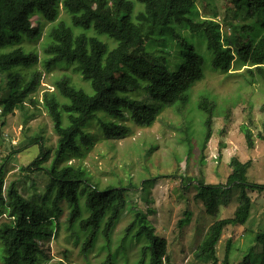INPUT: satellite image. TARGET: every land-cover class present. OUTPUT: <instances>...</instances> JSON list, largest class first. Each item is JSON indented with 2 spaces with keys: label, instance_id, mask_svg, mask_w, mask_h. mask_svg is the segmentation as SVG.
<instances>
[{
  "label": "trees",
  "instance_id": "1",
  "mask_svg": "<svg viewBox=\"0 0 264 264\" xmlns=\"http://www.w3.org/2000/svg\"><path fill=\"white\" fill-rule=\"evenodd\" d=\"M230 2L233 8H246L245 19H257L263 28L257 40L232 45L222 36L218 21L195 22L190 15L196 10V0H92L91 3L86 0H0V50L9 48L0 52V94L4 75L9 88L8 93L0 96L4 118L15 110H23L39 84L40 73H33L24 83L19 73V69L31 68L38 60L37 55L25 53L21 47L14 48L25 39L40 36V29L30 22L31 16L37 14L47 22H55L60 6L70 16L73 27L93 28L96 34L106 35L116 43L109 49L95 36L74 35L62 21L47 32L45 42L49 38L50 43L43 47V54L47 56L43 59L45 70L51 71L59 62L76 63L73 65L75 72L90 84L93 94L75 88L66 77L54 81L53 91L43 93L42 104L57 136L54 156L43 166L48 160L49 149L41 144L39 156L21 168L26 173L39 172L47 176L41 194L24 196L16 182L4 187L3 164L0 166V218L6 219L0 224V264H44L49 260L45 244L58 237L61 231L68 234L81 254L95 250L101 256L99 264H163L169 261L167 241L155 233L148 214L131 203L127 194L138 188L148 193L157 177L142 180L139 186L130 178L126 185L118 182L100 186L82 165L67 164L65 160L81 156L83 150L88 149L91 141L85 129L92 122L98 123L105 139H122L130 134V128L124 124L126 120L138 127H150L168 104L184 112L190 102L191 87L204 78L202 56L182 38L178 44L182 47L184 62L171 71L163 58L154 62L146 52L149 42L161 43L164 35L180 37L175 28L180 24L205 32L214 71L229 73L237 63L246 67L250 76L248 84H253L256 78L264 81V0ZM238 29H248V26L231 27L232 32ZM137 91H143L149 101L129 95ZM215 105L208 97H202L197 104L204 116L201 151L211 137ZM184 128V141L190 153L194 145L187 133L188 124ZM241 131L250 148L253 146L251 131L245 126H241ZM258 135L264 141V123ZM37 139L31 138L29 144H35L40 140ZM228 165L231 171L225 183L207 184L203 177L195 183L194 200L199 201L211 217L219 212L222 194L229 192L231 187L239 188L233 216L215 220L193 252L194 260L201 264H217L216 245L224 231L248 221L252 201L246 191H264V184L247 181L251 159L241 162L231 157ZM191 181L185 179L187 184ZM65 212L67 215L62 220ZM190 216V211H185L179 226L188 224ZM124 218H127L126 224L119 231L117 227ZM255 240L261 246L258 264H264V232L257 234ZM231 243L232 240H226L221 264H228ZM238 264L251 263L245 256Z\"/></svg>",
  "mask_w": 264,
  "mask_h": 264
},
{
  "label": "rangeland",
  "instance_id": "2",
  "mask_svg": "<svg viewBox=\"0 0 264 264\" xmlns=\"http://www.w3.org/2000/svg\"><path fill=\"white\" fill-rule=\"evenodd\" d=\"M91 3L92 0H86ZM137 7L142 5L137 4ZM246 8H233L230 0H196V10L190 15L195 22L202 19H213L220 23L222 36L233 45L247 43L262 35L263 28L257 19H245ZM71 28L74 35L85 34L95 36L108 45L109 49L116 43L106 35H98L93 28L83 30L72 26L70 16L59 6V17L55 22H47L39 15L30 17L33 27L41 31L39 37L25 39L19 46L25 53L37 55V62L29 69H19L22 82H27L33 73H40L36 91L25 102L23 110H15L13 114L1 116L0 107V166L4 169V187L16 182L22 195L35 197L43 192L47 182L45 174L26 173L22 167L29 165L40 154V145L49 149L47 166L53 158L57 136L53 131L50 116L42 104L45 91L54 90V81L66 77L72 86L82 89L88 95L93 91L88 82L81 79L75 72L76 63L59 62L51 71L43 67V47L47 41V32L59 22ZM175 25V24H172ZM171 25V26H172ZM248 26V29H238L232 32L231 27ZM170 26V27H171ZM180 37L172 38L164 35L161 43L153 41L146 46L149 59L157 62L165 60L169 70H176L184 59L182 47L178 41L183 38L203 58L204 78L190 89V102L183 113L177 111L175 105L168 104L150 127H138L130 120L124 124L130 128V134L122 139H105L98 123L92 122L85 131L89 134L91 144L83 150L81 156H70L67 164H80L100 186L116 184L126 185L128 178L139 186L142 180L157 177L148 193L137 191L127 193L129 200L137 208L148 214V219L155 233L167 241L168 262L163 264H201L194 260L193 252L201 243L208 228L215 220L230 218L237 207L238 187L222 194L219 212L216 217L208 216L199 201L194 200L197 192L196 180L204 178L207 184L225 183L230 173L229 160L236 157L245 162L249 159L252 166L247 172L249 183L264 184V141L259 138L264 123V81L256 78L253 84L246 67L234 63L229 73H219L212 69L213 55L207 49V40L203 30H191L180 24L175 27ZM257 40V39H256ZM45 42V43H44ZM44 43V44H43ZM9 48L1 49L4 52ZM158 61V62H159ZM6 75L3 76V90L0 96L8 93ZM135 99H149L142 91L129 94ZM202 97L215 101V116L212 121L211 137L205 149L199 150L205 128L202 124L204 116L198 110L197 104ZM30 99L36 100L33 104ZM61 100V98H59ZM188 124V134L194 145L189 153V146L184 141L185 126ZM245 126L251 131L253 146L247 145L241 131ZM33 137L40 138L30 145ZM186 178L192 181L187 184ZM251 198L250 217L244 226L227 227L222 238L216 245L217 264H221L226 240H232L228 255V264H238L245 256L251 264H258L260 259V244L256 243V235L264 232V191H246ZM28 199V198H27ZM190 211L189 223L179 226L184 218V212ZM65 212L62 220L65 219ZM128 216V215H127ZM6 221L0 218V224ZM124 218L118 225V230L126 224ZM68 234L61 231L44 246L49 256L44 264H99L101 256L95 250L81 254L78 247L70 242ZM2 246L0 244V251Z\"/></svg>",
  "mask_w": 264,
  "mask_h": 264
},
{
  "label": "crops",
  "instance_id": "3",
  "mask_svg": "<svg viewBox=\"0 0 264 264\" xmlns=\"http://www.w3.org/2000/svg\"><path fill=\"white\" fill-rule=\"evenodd\" d=\"M244 226V225H243Z\"/></svg>",
  "mask_w": 264,
  "mask_h": 264
}]
</instances>
